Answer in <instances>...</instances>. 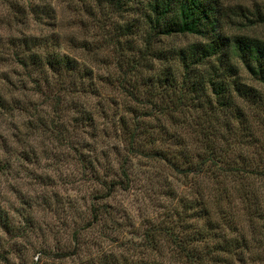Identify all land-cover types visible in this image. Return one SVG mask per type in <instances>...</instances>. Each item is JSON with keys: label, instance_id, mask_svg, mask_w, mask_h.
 Segmentation results:
<instances>
[{"label": "clouds", "instance_id": "1", "mask_svg": "<svg viewBox=\"0 0 264 264\" xmlns=\"http://www.w3.org/2000/svg\"><path fill=\"white\" fill-rule=\"evenodd\" d=\"M45 3L56 26L37 32L27 0H0V197L15 218L0 264H264V106L210 112L178 59L151 54L176 36L121 52L106 5ZM53 32L74 43L31 49L41 63L25 68L9 41Z\"/></svg>", "mask_w": 264, "mask_h": 264}, {"label": "trees", "instance_id": "2", "mask_svg": "<svg viewBox=\"0 0 264 264\" xmlns=\"http://www.w3.org/2000/svg\"><path fill=\"white\" fill-rule=\"evenodd\" d=\"M136 2L142 3L141 0ZM44 8L45 6L38 7L37 12L48 16L49 11ZM143 8V16L149 26L145 42L147 48L153 38L160 34L199 38L165 53L166 59L179 60L183 69L184 87L193 99L200 101L207 98L210 104L206 103L204 107H208L210 112L214 108L221 109L222 114H231L228 113V107L245 100L264 106V96L261 95L264 92V42L244 36L230 38L223 34L219 30L224 16L220 0H146ZM21 42L25 52L30 53L27 60L22 61L23 66L31 65L30 68L35 67L36 70L41 60L31 49L60 46V39L53 33L39 39L26 35L21 38ZM48 60L50 63L57 62V57L54 53H49ZM238 64L261 86L256 87L238 80ZM170 69L167 68L162 78L166 82L171 79L174 84L175 76ZM0 106H3L2 98ZM228 248L229 242L225 241L215 250L223 252Z\"/></svg>", "mask_w": 264, "mask_h": 264}, {"label": "rangeland", "instance_id": "3", "mask_svg": "<svg viewBox=\"0 0 264 264\" xmlns=\"http://www.w3.org/2000/svg\"><path fill=\"white\" fill-rule=\"evenodd\" d=\"M137 0H97V3L101 6L106 5L110 13L115 15L118 18V21H123V23L112 21L111 23H102L101 27L104 30L106 36H108V41L104 43H114L116 48H119L121 52L127 50L128 52H141L142 49L139 47V42L142 41L144 44L147 42V36L149 35L146 17L143 16V5L146 0H141L142 3L136 2ZM139 2V1H138ZM27 3L31 6V12L33 13L34 21L36 25L37 32H43L45 29H50L55 27L54 18L52 16V10L45 3V0H27ZM222 4L224 16L220 22V31L233 38L234 36H244L249 39H257L261 42H264V3H261V0H220ZM45 6L49 13L48 16H45L43 13L37 12L38 7ZM37 7V8H36ZM13 11L17 14L16 23L23 24L24 20L19 19V17L25 16V8L20 4L14 3L12 5ZM103 11V8H102ZM94 15V14H93ZM46 17L47 19H42ZM5 27V19L2 13H0V32L3 31ZM52 34V33H50ZM60 39V44L64 40L71 45L74 43L72 37H64L59 33H54ZM37 39L44 35H35ZM160 35L155 36L153 41L148 49L152 48L153 43L163 44L165 43L162 39H158ZM176 36L179 43H182L184 46L188 43H191L197 39L196 36L191 35H171ZM138 38V39H137ZM5 37L0 35V45H2ZM10 43L14 47H21L22 51H25L21 39L19 40H10ZM42 46H40L41 48ZM37 48V47H33ZM179 47H167L156 49L151 52V54L157 58H160L164 61H169L173 59H166L165 53L168 54V51L171 49H177ZM87 51V49H85ZM115 52V49H113ZM107 59V58H105ZM27 60L24 57L22 61ZM214 63L217 64L214 60ZM132 62L135 63V59L132 58ZM25 68L31 67V65H25ZM202 66H200L201 68ZM238 67V80H241L245 83L252 84L253 86L259 87L261 84H258L253 80V78L245 71L241 64L237 65ZM171 68V67H170ZM33 72L37 71L35 67H32ZM167 69L165 70L166 73ZM170 71H180V69H175ZM103 77L101 82H103ZM26 161L27 156L23 157ZM2 197H0V227H3L6 232L11 236L14 230V217H11L8 212L4 209L2 203ZM25 223L31 227L29 218L25 217ZM2 247V245H0ZM13 248L19 250V246L13 245Z\"/></svg>", "mask_w": 264, "mask_h": 264}]
</instances>
